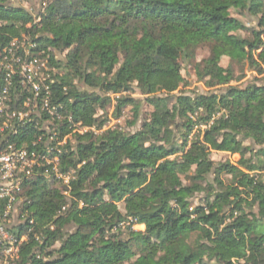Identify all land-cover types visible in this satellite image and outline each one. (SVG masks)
I'll use <instances>...</instances> for the list:
<instances>
[{
    "label": "trees",
    "instance_id": "1",
    "mask_svg": "<svg viewBox=\"0 0 264 264\" xmlns=\"http://www.w3.org/2000/svg\"><path fill=\"white\" fill-rule=\"evenodd\" d=\"M16 2L0 0V48L26 34L60 73L49 88L55 112L38 103L2 143L51 148L49 169L73 171L64 187L28 191L11 228L27 234L17 264H264V0H50L39 23L40 9ZM203 44L208 56L193 61ZM190 64L208 90L175 95ZM248 70L257 76L232 84ZM19 81L10 111L32 96ZM134 89L151 116L140 120L141 99L121 95L115 115L130 105L126 127L139 126L104 128L110 94ZM215 145L238 154L237 165L213 161Z\"/></svg>",
    "mask_w": 264,
    "mask_h": 264
},
{
    "label": "built area",
    "instance_id": "2",
    "mask_svg": "<svg viewBox=\"0 0 264 264\" xmlns=\"http://www.w3.org/2000/svg\"><path fill=\"white\" fill-rule=\"evenodd\" d=\"M33 46H26L17 39H11L0 48V71L4 82L0 88V257L4 253L8 254L3 264H17L20 245L27 239V234L8 232L9 227L17 225H11L10 218L19 200L22 184L37 172L38 161L46 159L36 151L15 147L9 144L8 140L2 143L5 137L16 135L19 127H24L31 121L30 116L37 109L38 103L42 110H46L50 115L52 113L49 102L51 79L41 80L42 69L46 67L40 58L31 52ZM14 77L20 80L21 86L28 87L32 93L23 103L24 110H9ZM13 119L18 122L16 125L12 124ZM29 223L32 224V220ZM29 231L30 228L27 233Z\"/></svg>",
    "mask_w": 264,
    "mask_h": 264
},
{
    "label": "rangeland",
    "instance_id": "3",
    "mask_svg": "<svg viewBox=\"0 0 264 264\" xmlns=\"http://www.w3.org/2000/svg\"><path fill=\"white\" fill-rule=\"evenodd\" d=\"M11 1H14V0H11ZM49 1L50 0H18V2H16V3L23 6L24 8H26L28 10H31V6H33V5H35L34 7H37L38 10L40 9L39 15H33L34 23H39L42 19L41 14L44 13V9L47 6ZM230 15L238 17L245 22L248 21V19H246L245 17H241L233 9L230 10ZM27 26H30V23H28ZM13 39L19 40L20 42H22L26 46H28L30 44L33 45L31 38L26 34H21V36L19 38L15 37ZM66 52L67 51H64L62 53H57L56 58L63 59ZM208 53H209V48L207 45H205V44L199 45L198 47L195 48V52L193 54V61H201L202 59H204L205 57L208 56ZM39 58H40L41 62H43L45 64V67H46L45 69H42V72H41V80L42 81L44 79H51L52 73H57V72L60 73L59 70L56 68V66L51 63V60L49 59L48 55L46 57H42V58L39 57ZM48 61H49V63H51V67L48 65ZM228 62H229L228 58L226 56H222L219 63L221 66L226 67ZM1 66H2V63L0 62V69H1ZM0 73H1V71H0ZM181 74H182L184 81L181 84V86L179 87V89L177 91H175V95H178L180 93H185L187 95H193L195 93H202V92H205L208 90V88L206 87V84L204 82H199L197 80V78L193 72L191 64L188 66V69L182 70ZM256 76H257L256 73L248 70L245 72V76L240 81L232 82V84L245 86V84L249 80L253 79ZM121 95H131L132 97H136V98L141 99L142 103L140 106V111H141L140 112V120L148 119L151 116V114L153 112V107L150 104H148L146 100H144L145 96L141 95L138 92V90L134 89L132 92L126 90V91L122 92L121 94H110L111 103L107 107V109H108L107 115H108L109 120L105 124L104 128H111V127H115V126H120V127H125V129H127V130H135L139 126L140 120L137 122V124L135 126L126 127V123L131 121V118H132V107L130 105L124 106L122 108L119 116L115 115V113H116L115 112V105L117 104V99ZM160 95L165 96L162 93ZM172 101H174V100H172ZM54 109H52V113L55 112ZM101 113H102V111L99 109L96 112L97 115H100ZM67 119L70 121L71 117L67 116ZM47 123L48 122H46V124ZM72 126H73L75 131L84 132L85 130H87V128L82 126L80 122L73 123ZM199 127L202 129L204 128V126H199ZM196 130H197V127L194 126L190 135L195 133ZM65 142H66V137H63L58 142V145H63ZM53 149H55V148H53ZM43 151L44 152H38V153L41 156H44L46 159L38 161L39 167H37L38 168L37 172H35L33 177L29 178L21 186L20 193L18 195L19 200L16 203V205L14 206V209L12 211V215L10 218L11 225H13V224L18 225L23 221V219L21 218L22 217L21 215H24V212L22 211L21 208H23V203L28 201L29 196L27 195V193H28V191H30L32 189L33 186H35V185H33L34 182H36L37 188H43V189L48 190V189H51V187H53V186L64 187V186H66L68 181L72 178V174H73L72 170H69L66 172H59L57 167H56V169L52 168L53 170L51 169V167L49 169V166H51V164H54V166H56L58 158H57V155L55 153V150H52L51 148H50V150L45 149ZM57 151H59V150H57ZM181 154H182V152H178L177 154L172 155L170 158H174L175 156H179ZM239 158H240V156L236 153L231 154V153H227V152L220 150L218 145H215L212 147L211 159L215 162L229 161L230 163L237 165ZM242 169L245 170L244 168H242ZM40 170H42L43 172ZM245 171H247V170H245ZM249 172L251 174L256 173V171H249ZM53 179H54V181H53ZM63 189H65V188H63ZM201 197H203L202 194L197 195V197L194 199V202L196 203L197 200L200 199ZM113 207L118 208L119 210L123 211V203L122 202L113 204ZM11 228H12V226L9 227L8 232L11 231ZM133 228L136 230H144V225L135 224V225H133ZM10 233H12V232H10ZM7 255H8L7 253H4L3 255H1L0 264L4 263V261L7 258Z\"/></svg>",
    "mask_w": 264,
    "mask_h": 264
}]
</instances>
